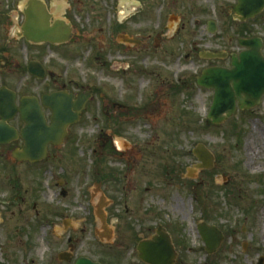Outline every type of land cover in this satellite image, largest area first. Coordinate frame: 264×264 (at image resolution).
I'll return each instance as SVG.
<instances>
[{"label": "flooded vegetation", "instance_id": "obj_1", "mask_svg": "<svg viewBox=\"0 0 264 264\" xmlns=\"http://www.w3.org/2000/svg\"><path fill=\"white\" fill-rule=\"evenodd\" d=\"M127 1L0 0L2 261L9 243L13 240L23 243L21 240L28 237V233L32 236L36 228L40 230L37 238L42 239L46 249L37 258H27L33 254L29 249L30 256H24L18 264H83V261L126 264L128 260H132L130 264H149L143 257L160 259L159 264H184L179 206L172 204L171 209H167L162 199L159 202L148 196L155 189L149 186L151 162L142 159L143 156L132 158L135 146L144 148L149 143L135 136L136 128L143 132L147 127L163 128L159 122L165 112L159 108L158 97L164 92L151 91V84L159 91L168 79L176 84V75L168 78L167 74L183 59L178 51L181 35L178 32L184 27H180V23L167 37L163 21H159L152 27L147 26L141 35H132L130 26L135 19H149L142 5L145 0H136L141 6L138 11L137 5ZM122 4L125 8L130 5L132 10L122 12ZM160 9H169V4L164 2ZM178 18L176 14L171 15V19ZM166 41L169 43L164 47ZM157 42L159 44L155 45ZM153 44L155 49H152ZM243 51L242 48L234 52L210 51L223 54L212 61L227 65L208 68L231 69L233 58ZM192 53L197 61L203 59L204 52L197 55L193 50ZM78 64L92 70L97 77L91 79L87 74L83 77L81 70L78 74ZM199 79L197 77L198 86ZM145 84L150 86L145 89ZM209 91L214 98L215 90ZM9 93L14 95V112L8 109ZM177 94V90L172 92V96ZM58 102L71 106L72 113L77 115L75 123L67 128L61 142L46 141L42 146L29 147L31 114L24 115L23 111L32 110L30 103H35L45 127L52 130L55 129L52 108ZM154 102L158 115L153 109ZM93 125L98 147L93 155L82 154L77 163H73L69 156L75 151L73 132ZM9 128L16 135L9 137ZM163 146L161 142L154 152L158 158ZM152 154L149 152L150 157L156 156ZM89 161L91 174L88 168L86 170ZM173 169L178 168L171 165L169 170ZM73 183L78 196L87 199L81 202L82 214L75 213L80 212L78 208L71 210ZM49 193L55 198H50ZM13 207L18 210L21 226L14 227L9 237L7 213ZM29 214L36 218L31 226L27 225ZM62 214L66 218L58 223ZM24 225L26 231L22 228Z\"/></svg>", "mask_w": 264, "mask_h": 264}, {"label": "rangeland", "instance_id": "obj_2", "mask_svg": "<svg viewBox=\"0 0 264 264\" xmlns=\"http://www.w3.org/2000/svg\"><path fill=\"white\" fill-rule=\"evenodd\" d=\"M128 1L137 5V11L140 10L141 6L136 0ZM164 2L169 4V9H160ZM142 5L149 20L135 19L130 26L132 29L129 33L132 35H141L147 26L152 27L159 21H163L167 37L174 33L180 23V27H184L178 32V35L181 34L178 51L182 53L183 59L170 68L167 74L168 78L176 75V84L168 79V83L163 84L160 91L151 84V91L157 89L158 92H164L158 97L161 100L159 108L165 112L159 122L163 128L158 130L156 127L157 130H154L147 127L145 132L136 128L134 131L136 137L149 142L144 148L135 146L132 153V158L143 156L142 159L151 162L153 183L149 186L155 189L148 196H153L159 202L162 199L161 203H165L167 209H171L172 204L179 206L177 214L184 235V264H257L264 257V99L260 106L249 111L238 110L225 123L214 125L208 121L213 101L212 92L199 87L197 77H201L203 71L211 65L227 64L202 58L197 61L192 51L197 55L213 50L234 52L240 49L239 40L246 37V34L264 42V11L255 19L241 22L235 13L237 0H145ZM131 8L130 5L125 8L122 4L120 10L126 12L131 11ZM173 14L179 18L171 19ZM210 22H214L217 27L215 33L209 32ZM102 35L105 38V33ZM96 36L99 38L98 34ZM167 43L169 41L164 43V47ZM154 44L158 45L159 42ZM154 44L152 49H155ZM187 55L189 59H186ZM78 67L77 72L81 74V70L83 77L85 74L91 79L97 77L92 70L84 69L83 65L78 64ZM149 86L150 84H145L143 88ZM176 90L178 94L172 96V92ZM153 109L156 113L155 102ZM96 133L94 125L73 132L75 151L72 150L70 155L67 153L72 157L70 160L73 163H77L82 154L93 155L95 147H98ZM161 142L164 144L163 152L159 153L158 158V154L154 152ZM199 144L206 145L213 152L216 157L215 168L191 174L189 170L198 163L193 150ZM149 152L156 156L150 157ZM90 163L86 164L88 174H91ZM171 165L178 169L169 170ZM76 189L73 183L71 210L80 209L82 200L87 201L86 197L78 196ZM49 195L50 198H55L53 193ZM43 203L44 200L41 199V204ZM56 205L61 207L59 203ZM17 211L13 207L7 213L9 237L13 235L11 231L14 227L21 226ZM75 213L82 214L83 211L80 209V212ZM43 214L44 211L40 208V215ZM65 218L64 214L59 216L58 223ZM167 218L171 220V217ZM26 219L27 225L31 226L36 218L29 214ZM199 223L217 227L225 236L215 254L206 252L205 243L196 228ZM25 227L26 225L22 226L26 231ZM57 230L61 231L60 228ZM39 231L35 228L32 236L28 233V237L21 240L23 243L15 240L9 243L7 254L3 261L0 260V264H18L24 256H30L29 249L33 254L27 258L41 255L46 248L42 239L37 238ZM131 262L132 260L125 261L126 264Z\"/></svg>", "mask_w": 264, "mask_h": 264}, {"label": "water", "instance_id": "obj_3", "mask_svg": "<svg viewBox=\"0 0 264 264\" xmlns=\"http://www.w3.org/2000/svg\"><path fill=\"white\" fill-rule=\"evenodd\" d=\"M236 13L242 22L248 21L260 15L264 10V0H237ZM31 17L29 21H31ZM211 33L216 32L215 23L209 24ZM240 45L247 49L239 57L233 58L232 69L209 68L204 71L199 79V85L207 89L215 90V98L209 113V119L214 125H221L230 119L238 109L249 111L258 107L264 97V55L263 41L260 38L242 39ZM207 59L221 58V53H203ZM32 72V71H31ZM14 95L9 93V107L11 112L16 110L13 105ZM27 104V102L25 103ZM1 108V105H0ZM30 111H23L24 115L31 114L29 120V133L27 137L29 147L42 146L46 141L61 142L67 134V128L75 123L77 115L72 113L71 106L59 102L53 106L55 129L48 130L45 120L39 112L35 103H30ZM9 137L16 132L9 128ZM198 159L195 170H212L214 168L215 156L203 144H199L194 150ZM193 172V170H191ZM203 241L209 254L217 252L224 240V236L217 227L202 224L199 227ZM143 260L149 264H159L160 259L146 258ZM91 264L90 262H82ZM171 263V262H170ZM257 264H264V257Z\"/></svg>", "mask_w": 264, "mask_h": 264}, {"label": "bare ground", "instance_id": "obj_4", "mask_svg": "<svg viewBox=\"0 0 264 264\" xmlns=\"http://www.w3.org/2000/svg\"><path fill=\"white\" fill-rule=\"evenodd\" d=\"M120 144H122V143L120 142Z\"/></svg>", "mask_w": 264, "mask_h": 264}]
</instances>
